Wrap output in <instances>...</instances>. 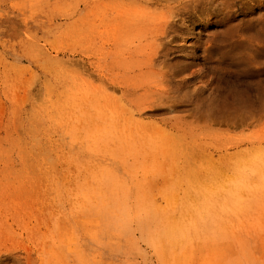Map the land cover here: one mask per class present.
Segmentation results:
<instances>
[{"label":"rangeland","instance_id":"1","mask_svg":"<svg viewBox=\"0 0 264 264\" xmlns=\"http://www.w3.org/2000/svg\"><path fill=\"white\" fill-rule=\"evenodd\" d=\"M123 9L0 0V264H264V110H209L234 86L259 107L264 61L201 63L194 96L128 120Z\"/></svg>","mask_w":264,"mask_h":264},{"label":"bare ground","instance_id":"2","mask_svg":"<svg viewBox=\"0 0 264 264\" xmlns=\"http://www.w3.org/2000/svg\"><path fill=\"white\" fill-rule=\"evenodd\" d=\"M122 1V13L110 19V41L115 38L112 33L120 34L116 43L122 49L124 75L115 88L122 93L119 102L128 120L157 103L177 104L194 96L201 63L213 71H239L241 66L250 68L245 60L249 50L258 64L264 61V13L258 11L260 4L252 5L264 0ZM138 7H143L142 14H132ZM135 33L140 37L132 39ZM238 36L248 39L234 44ZM35 48L47 61H58L39 45ZM260 74L253 72L254 81L261 79ZM234 87V99L210 104L213 115L230 118L238 110H264V93L259 94L257 107L254 100Z\"/></svg>","mask_w":264,"mask_h":264}]
</instances>
